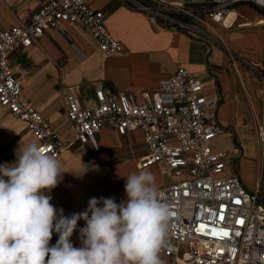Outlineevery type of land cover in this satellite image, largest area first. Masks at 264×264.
I'll return each instance as SVG.
<instances>
[{
	"label": "built area",
	"instance_id": "2783aa9c",
	"mask_svg": "<svg viewBox=\"0 0 264 264\" xmlns=\"http://www.w3.org/2000/svg\"><path fill=\"white\" fill-rule=\"evenodd\" d=\"M40 1L29 22L0 32V106L26 122L37 143L59 158L69 145L24 97L11 56L38 42L49 29L62 31L68 22L89 28L107 56L123 52L124 45L109 32L105 13L95 9L92 0ZM124 1L149 15L160 30L207 38L213 36L203 26L226 28L225 20L237 6L264 9V0ZM93 86L95 107L83 105L73 88L64 90L67 121L75 129L76 140L98 150L96 136L108 126L121 135L141 130L148 154L140 167L162 164L173 178L158 188L172 213V227L160 252L163 264H264V172L255 192L245 187L237 173L223 175L242 152L239 147L214 149L213 142L224 128L214 121L220 98L210 94L207 84L181 67L161 80L156 91L143 93L141 102L129 93L108 95L103 82ZM258 128L259 142L264 144V125L259 123ZM57 240L53 232L50 246Z\"/></svg>",
	"mask_w": 264,
	"mask_h": 264
},
{
	"label": "crops",
	"instance_id": "0c3cea01",
	"mask_svg": "<svg viewBox=\"0 0 264 264\" xmlns=\"http://www.w3.org/2000/svg\"><path fill=\"white\" fill-rule=\"evenodd\" d=\"M40 6V0H0V32L29 22ZM92 6L105 13V25L124 45L123 52L105 55L89 28L68 22L63 23L62 31L47 30L38 42L18 50L10 58L14 73L23 83L24 97L69 145L58 158L65 171L61 173L63 179L46 193L52 196L51 203L55 208H62L64 215L69 216L85 211L93 197H114L119 204L127 199L126 176L133 172H151L157 188L173 182L162 164L140 167L141 159L148 154L141 130L121 135L114 126H108L96 136L98 150L91 143L78 142L75 129L67 121L66 88H73L82 104L88 107L97 105L93 84L98 81L104 83L108 95L129 93L141 102L143 93L156 91L161 80L184 67L207 84L211 95L220 98L214 121L222 126L218 120L219 111L229 119L231 129L227 132L224 129L219 136H226V146L219 147L217 137L213 142L214 149L232 151L239 147L242 158L245 154L256 158L255 147L243 141L247 136L244 133L247 124L239 119L244 110L256 107L254 98H258L260 92L253 89L248 74L231 63L226 46L243 57L247 55L246 58L250 56L263 61L264 9L241 4L233 11L232 26L225 28L212 23L203 26L205 30L219 26L226 31L239 24V29L226 31L227 35L217 41L218 37L212 34L213 38L207 40L187 32L160 30L149 15L132 9L124 0H92ZM262 65L257 66L264 71ZM21 142L27 144L37 140L26 122L0 106V165L15 162V150ZM81 163L88 166V170L78 176L73 171L78 172ZM248 163L253 164L252 161ZM94 165L99 168L94 169ZM262 172L263 166L261 179ZM84 226L85 221H78L77 229L70 237L74 247L82 246L79 229Z\"/></svg>",
	"mask_w": 264,
	"mask_h": 264
},
{
	"label": "clouds",
	"instance_id": "9594fccd",
	"mask_svg": "<svg viewBox=\"0 0 264 264\" xmlns=\"http://www.w3.org/2000/svg\"><path fill=\"white\" fill-rule=\"evenodd\" d=\"M15 156L0 165V264H163L172 213L151 172L126 176L125 201L93 197L85 211L65 216L46 194L63 179L61 160L37 142H21ZM87 170L81 163L73 172ZM80 220L82 246L74 247L70 237ZM53 232L58 240L50 246Z\"/></svg>",
	"mask_w": 264,
	"mask_h": 264
},
{
	"label": "rangeland",
	"instance_id": "374dc122",
	"mask_svg": "<svg viewBox=\"0 0 264 264\" xmlns=\"http://www.w3.org/2000/svg\"><path fill=\"white\" fill-rule=\"evenodd\" d=\"M236 29H239L238 23H236L232 29H226V31L233 32ZM206 30L210 32V34H212L213 36L218 37V40L219 38L222 39L227 35L226 31L219 26H216L215 29L206 27ZM205 39L209 40L206 37ZM210 41L212 43H215L212 40ZM229 50L233 52L234 56L229 52ZM226 52L229 55L231 63L235 66L238 65L241 71H244L248 74L249 79L253 84V89L259 91L260 93L258 94L259 96L258 98H254L256 109L253 106H251V108L248 106L249 108L246 109V111L244 110L242 112L241 117L239 119V121H241L242 123L247 124L244 132L247 134V136L244 137L243 141L245 144L253 145L255 147L256 158L247 156V154H245L243 158L241 157L235 159L232 165L223 173V175L227 176V175H231V173H237L238 176H240L245 187L249 191L255 192L259 179L262 180L260 173L262 166L264 172V155H263L264 144L262 142H259V137H258L259 123L264 125V80L252 69V67H256L260 69L259 66L257 65L261 66L262 62H264V59L263 61H261L260 59L251 58L250 56H248L250 58L249 60L248 57L247 58L245 57L247 55L243 57L241 54H238L228 46H226ZM239 59L245 61L246 63L242 62ZM251 61H254V63L257 64H254ZM260 70L264 73L262 69ZM218 120L220 121L222 127L225 129L226 132L227 130L231 129V127L228 124L229 121L228 117H226L220 111L218 113ZM224 138H226V136H222L217 139L219 143V147L221 148L226 146V139ZM235 145H238V141H235ZM250 161H252L253 164L248 163ZM262 195L263 192H260L259 196L262 197Z\"/></svg>",
	"mask_w": 264,
	"mask_h": 264
},
{
	"label": "bare ground",
	"instance_id": "6f19581e",
	"mask_svg": "<svg viewBox=\"0 0 264 264\" xmlns=\"http://www.w3.org/2000/svg\"><path fill=\"white\" fill-rule=\"evenodd\" d=\"M234 20H235V13L232 11L229 13L228 17L225 20L226 27L232 26ZM263 80H264V76H263Z\"/></svg>",
	"mask_w": 264,
	"mask_h": 264
},
{
	"label": "water",
	"instance_id": "95a60500",
	"mask_svg": "<svg viewBox=\"0 0 264 264\" xmlns=\"http://www.w3.org/2000/svg\"><path fill=\"white\" fill-rule=\"evenodd\" d=\"M238 58V57H237ZM239 60H241V59H239ZM252 69L261 77V78H263V76H264V74H263V72H261V71H259L257 68H255V67H252Z\"/></svg>",
	"mask_w": 264,
	"mask_h": 264
}]
</instances>
